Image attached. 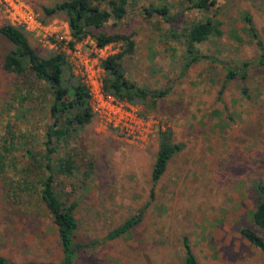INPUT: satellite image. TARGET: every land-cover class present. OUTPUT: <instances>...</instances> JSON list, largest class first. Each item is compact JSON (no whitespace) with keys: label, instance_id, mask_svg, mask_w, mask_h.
<instances>
[{"label":"rangeland","instance_id":"1","mask_svg":"<svg viewBox=\"0 0 264 264\" xmlns=\"http://www.w3.org/2000/svg\"><path fill=\"white\" fill-rule=\"evenodd\" d=\"M17 1L45 20L42 29L27 30L37 52L60 51L57 37L70 36L67 17H45L42 8L66 0ZM94 3L108 8V0ZM165 4L170 15H176L172 22L157 14L148 16L147 7ZM246 14L252 16L261 44L249 33ZM208 18L220 22L223 34L199 43L205 57L184 68L183 35ZM11 21L0 3V27ZM104 30L132 34L135 40L134 53L122 63L127 79L150 90L170 86L171 92L154 108L130 103L150 118L143 129L145 140L133 141L96 117L61 148L56 162L71 157L75 165L71 172L56 173L55 189L64 203H76V240L87 244L77 263L184 264L187 236L199 264H264V251L241 233L243 227H252L264 234L253 221L254 185L264 182V65L256 63L264 47V0H218L207 11L189 0H130L126 16L116 23L109 20ZM93 42L88 35L80 45L88 50ZM116 44L121 52L122 43ZM11 48L0 34V142L10 120L28 133V142L38 141V149L44 151L51 98L39 87L22 119L6 105L15 103L18 81L33 79L5 70L4 58ZM245 63L250 64L246 81L241 72ZM228 68L238 70L237 78L227 80ZM32 92L26 88L20 97L29 99ZM167 130L181 149L154 182L159 134ZM17 175L13 170L0 175V255L16 262H59L63 253L57 226L37 195L13 200L7 181ZM131 217H138V223L129 232L108 237Z\"/></svg>","mask_w":264,"mask_h":264},{"label":"trees","instance_id":"2","mask_svg":"<svg viewBox=\"0 0 264 264\" xmlns=\"http://www.w3.org/2000/svg\"><path fill=\"white\" fill-rule=\"evenodd\" d=\"M193 7L210 10L218 0H189ZM130 0H108V8H101L94 0H66L53 6H44L42 12L45 17H52L64 13L67 17L71 40L69 47L74 48L77 43L88 35L94 37L98 47L110 43L121 42L123 50L109 55L102 60V66L106 71L104 89L114 95L117 99L128 103L145 104L148 108H154L157 100L166 97L171 92V87L150 90L127 79L122 69L124 57L135 51V40L132 34L118 31H105V25L109 20L121 21L127 14ZM148 16L159 15L167 22H172L176 15H170L168 5L151 6L146 9ZM39 19L41 17L39 15ZM249 33L261 44L253 19L250 14L244 16ZM41 22H45L42 20ZM0 34L9 39L12 48L4 58V68L7 72L24 77L32 75V82L25 80L16 84L15 103L5 102L11 107L18 118L27 115L31 107L26 105L33 94L43 88L45 95L50 96V105L47 108L51 123L47 125L44 132L42 149H38V141L28 142V133L22 128L14 126L8 121L6 136L0 142V175H6L13 170L18 173L17 179H8V185L12 191L13 200L21 199L23 195H37L40 205L47 210L53 218L59 236L63 257L59 262L49 261H22L16 262L0 255V264H78L77 259L80 251L87 244L76 240L78 230V219L75 216L76 203H64L55 189L56 173L71 172L75 165L73 158H61L56 162L61 148L79 133L85 125L91 123L96 114L91 104V91L83 78L78 75L69 61L66 52L52 50L47 55H42L32 46L28 32L25 27L6 23L0 27ZM177 33H174V36ZM223 34V29L217 19L208 18L194 23L184 33L186 39V53L184 68L190 67L195 62L202 60L205 56L200 53L198 44L208 40L215 35ZM263 47V46H262ZM258 61L264 65V47ZM249 63L243 64L241 72L244 71L242 79L246 81ZM247 72V71H246ZM236 68L227 69V80L237 78ZM32 90L28 95H22L24 89ZM244 94L248 95V86H243ZM51 94V95H49ZM8 108V107H7ZM45 109V108H43ZM146 112H141L145 115ZM19 119V120H20ZM16 127V128H15ZM171 130L162 131L159 134V148L152 167V179L157 182L164 174L167 164L172 156L181 149V145L173 140ZM257 195L256 208L253 211L255 225L264 231V182L258 180L255 183ZM138 223V217H131L122 225L113 229L108 237L110 239L120 237L129 232ZM242 235L254 246L264 251V234L252 227H243ZM185 250L184 264H199L190 240L187 236L183 238Z\"/></svg>","mask_w":264,"mask_h":264},{"label":"built area","instance_id":"3","mask_svg":"<svg viewBox=\"0 0 264 264\" xmlns=\"http://www.w3.org/2000/svg\"><path fill=\"white\" fill-rule=\"evenodd\" d=\"M10 13L14 25H21L28 31H36L43 28L38 14L27 4L17 0H0ZM12 13V16H11ZM67 33L70 35V31ZM60 43V50L66 52L69 61L72 63L74 71L83 78L91 91V104L96 117L107 127L118 129L129 139L136 142L145 140L143 129L150 118L141 115L130 103L117 99L114 95L104 89L105 69L102 60L117 52L116 43H110L103 47H98L93 42V48L84 50L81 43H77L74 48L69 47L70 36L57 37Z\"/></svg>","mask_w":264,"mask_h":264}]
</instances>
